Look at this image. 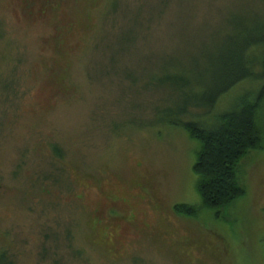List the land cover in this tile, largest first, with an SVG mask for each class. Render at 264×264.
<instances>
[{
  "label": "rangeland",
  "instance_id": "obj_1",
  "mask_svg": "<svg viewBox=\"0 0 264 264\" xmlns=\"http://www.w3.org/2000/svg\"><path fill=\"white\" fill-rule=\"evenodd\" d=\"M36 2L46 11L0 0V254L13 264H264V107L262 143L239 166L245 192L223 209L201 199L199 144L159 114L179 99L166 74L199 82L233 21H264V0ZM256 85H236L213 114Z\"/></svg>",
  "mask_w": 264,
  "mask_h": 264
},
{
  "label": "trees",
  "instance_id": "obj_2",
  "mask_svg": "<svg viewBox=\"0 0 264 264\" xmlns=\"http://www.w3.org/2000/svg\"><path fill=\"white\" fill-rule=\"evenodd\" d=\"M242 19L231 23L235 35L210 61L212 71L198 75L199 82L189 78L190 72L166 74L161 82L172 87L179 99L175 105L159 110L163 118L160 121L184 130L199 144L195 163L197 184L203 203L210 208L223 209L245 192L240 183V163L263 140L259 120L264 107V21ZM256 49L258 53L254 52ZM244 81H257L259 89L254 95L242 96L232 109L213 114L220 98ZM191 109H202L204 114L194 115ZM210 115L214 118L212 124L204 119ZM54 152L60 157L58 147ZM194 208L180 204L178 209L194 213ZM0 264L13 261L2 253Z\"/></svg>",
  "mask_w": 264,
  "mask_h": 264
},
{
  "label": "flooded vegetation",
  "instance_id": "obj_3",
  "mask_svg": "<svg viewBox=\"0 0 264 264\" xmlns=\"http://www.w3.org/2000/svg\"><path fill=\"white\" fill-rule=\"evenodd\" d=\"M77 2H79L80 0H76ZM23 2H24V8H25V11H28L29 12V14H34V12H35V9H36V12L38 13V14H41L40 12H44V11H46V4H48L49 2H45L43 5L42 4H40L39 5V7L37 8L36 6H37V2H36V0H23ZM40 2V1H39ZM138 199H142L143 200V197H137ZM128 200V201H127ZM127 200H125V202H129V204L130 203H132V201H131V198L129 197V199H127ZM139 201V200H138ZM133 206H135V205H133ZM130 208H132V206H131V204H130ZM134 213L132 214V217H131V219L129 220V221H131V223H132V218H133V216L136 218V214L138 213V214H140V212H139V209H138V211H135V209L134 208H132L131 209ZM135 220V219H134ZM143 222H145V220L143 221Z\"/></svg>",
  "mask_w": 264,
  "mask_h": 264
}]
</instances>
